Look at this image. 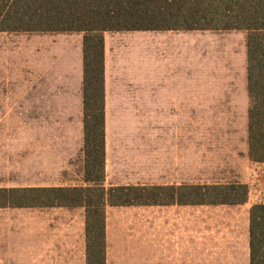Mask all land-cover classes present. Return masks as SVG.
<instances>
[{"label":"crops","instance_id":"obj_1","mask_svg":"<svg viewBox=\"0 0 264 264\" xmlns=\"http://www.w3.org/2000/svg\"><path fill=\"white\" fill-rule=\"evenodd\" d=\"M79 34L78 39L45 41L37 52L40 84L33 103L40 118L30 124L37 177L32 185L18 178L26 173L22 162L27 159L28 125L14 114L24 111L28 91L0 88V111L5 113L0 176L12 177L9 186L0 187L87 185ZM246 39L247 31L241 29L103 31L105 187L185 186L187 112L192 111L200 129L198 161L204 138L228 145L227 152L236 147L244 160L237 180L248 186L245 202L219 203L246 205L242 256L233 243L218 242L219 233L207 232L204 238L202 206L219 204L107 203L105 264H250L249 210L264 203V160L249 157ZM18 53L12 60L20 59ZM211 155L215 157L214 150ZM75 159L79 184L54 183L50 177L62 169L75 174ZM85 214L84 206H0V264H87Z\"/></svg>","mask_w":264,"mask_h":264},{"label":"trees","instance_id":"obj_2","mask_svg":"<svg viewBox=\"0 0 264 264\" xmlns=\"http://www.w3.org/2000/svg\"><path fill=\"white\" fill-rule=\"evenodd\" d=\"M246 30L249 157L264 160V0H0V31L83 33L86 186L0 187V206H84L86 263L105 264V205L237 204L248 186L229 183L105 187L103 31ZM250 264H264V203L250 207Z\"/></svg>","mask_w":264,"mask_h":264},{"label":"rangeland","instance_id":"obj_3","mask_svg":"<svg viewBox=\"0 0 264 264\" xmlns=\"http://www.w3.org/2000/svg\"><path fill=\"white\" fill-rule=\"evenodd\" d=\"M79 33H0V88L21 86L28 91L26 97L27 104L24 111L14 113L28 125L25 130L27 136V159L22 162L23 166H25L24 171L26 173L18 177L22 180L23 184L32 185L37 178L33 174L34 128L30 126L40 114L35 110L33 103L34 89L40 84L37 81L40 76L38 67H41V59L37 57V52L44 46L43 43L45 41L55 42L61 39H78L80 37ZM17 51L19 52L18 57L20 59L13 58L12 60L13 55ZM12 62L14 64H12ZM4 114V112L0 111V120L4 118ZM196 119L198 118H196L195 112H187V184H211L216 182L224 183L226 181H238L237 179L241 176L240 173L243 168L244 160L242 154H238L236 147L235 152H227L226 146L228 145L220 144L217 140L212 144L204 138L203 159L202 161H198V158H196V147L198 149V131L200 129L195 126ZM203 134L205 137V129H203ZM211 150L215 151L214 158H212ZM72 163L73 169L75 168V174L72 170L67 168L62 169V174L50 177L54 180V183L79 184L80 177L77 173L80 164L78 159H75ZM199 163H201L202 166H200ZM232 171H234V173ZM10 178L12 177L0 176V186H9L10 184L7 183V180ZM202 209L204 238L207 237L205 235L207 232L219 233L218 242L227 244L228 246L233 243L236 250H239L242 256L244 237L247 228L246 223L248 222L246 205H203ZM206 242L207 241L204 239V243ZM207 243H209V241Z\"/></svg>","mask_w":264,"mask_h":264}]
</instances>
